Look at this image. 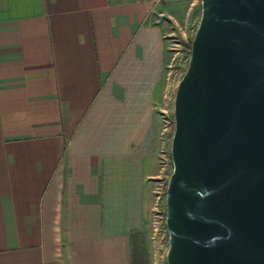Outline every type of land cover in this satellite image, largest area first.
<instances>
[{
    "label": "crops",
    "instance_id": "crops-1",
    "mask_svg": "<svg viewBox=\"0 0 264 264\" xmlns=\"http://www.w3.org/2000/svg\"><path fill=\"white\" fill-rule=\"evenodd\" d=\"M172 1L0 0V264H133Z\"/></svg>",
    "mask_w": 264,
    "mask_h": 264
},
{
    "label": "water",
    "instance_id": "water-1",
    "mask_svg": "<svg viewBox=\"0 0 264 264\" xmlns=\"http://www.w3.org/2000/svg\"><path fill=\"white\" fill-rule=\"evenodd\" d=\"M174 119L167 264H264V0H202Z\"/></svg>",
    "mask_w": 264,
    "mask_h": 264
},
{
    "label": "rangeland",
    "instance_id": "rangeland-1",
    "mask_svg": "<svg viewBox=\"0 0 264 264\" xmlns=\"http://www.w3.org/2000/svg\"><path fill=\"white\" fill-rule=\"evenodd\" d=\"M155 14L166 25L165 71L160 86L157 112L160 117V177L149 224L132 237L133 264H167L169 236L166 229L167 187L173 172L171 146L175 131V97L191 58V46L198 29L202 0H174Z\"/></svg>",
    "mask_w": 264,
    "mask_h": 264
}]
</instances>
